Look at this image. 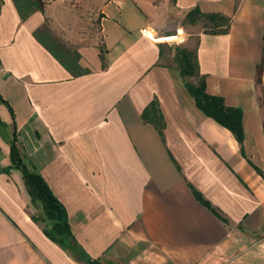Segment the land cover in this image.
Wrapping results in <instances>:
<instances>
[{
  "label": "crops",
  "instance_id": "obj_1",
  "mask_svg": "<svg viewBox=\"0 0 264 264\" xmlns=\"http://www.w3.org/2000/svg\"><path fill=\"white\" fill-rule=\"evenodd\" d=\"M37 1L22 19L0 0V264H85L35 221L21 172H4L15 129L91 259L264 264V0H87L97 24L77 1ZM197 7L228 33L185 23ZM192 38L207 93L242 112V145L179 75L175 48ZM153 101L162 133L143 119Z\"/></svg>",
  "mask_w": 264,
  "mask_h": 264
},
{
  "label": "trees",
  "instance_id": "obj_2",
  "mask_svg": "<svg viewBox=\"0 0 264 264\" xmlns=\"http://www.w3.org/2000/svg\"><path fill=\"white\" fill-rule=\"evenodd\" d=\"M15 2L22 19H26L27 16L35 10H40V5L37 0H15ZM198 22L204 23L207 30H209L207 32L211 34H227L230 27V20L228 18L221 15L203 14L197 7L186 15L185 23L195 24ZM41 34H45L50 38L48 31H44V29L37 31L35 35L41 43H43L40 37ZM57 47H61L60 44H57ZM59 60L61 63L63 62V65L67 66V68H70L61 58H59ZM175 62L178 67L179 75L187 91L194 99L197 108L207 117L230 130L237 141L242 145L244 141L242 112L239 109L226 107L222 98L211 96L207 93L205 77L200 73L197 48L191 50L187 47H176ZM191 78H197V84L192 83L189 80ZM143 119L147 122L154 123L162 133L164 124L156 101H153L144 111ZM0 125H4L1 119ZM10 159L12 165L10 168L5 169L4 172L10 173L11 170L15 169L22 173L24 183L33 204L37 207L39 205L42 212V216H34V219L35 221H42L46 224V235L85 264H102L99 260L91 259L87 256L85 251L81 250L72 234L65 208L54 197L42 176L28 169L25 163V154L21 148L16 129L11 138ZM191 189L195 198L201 204L211 209L219 216L212 208L211 204L203 198L201 193L194 187H191ZM219 218L221 217L219 216Z\"/></svg>",
  "mask_w": 264,
  "mask_h": 264
},
{
  "label": "rangeland",
  "instance_id": "obj_3",
  "mask_svg": "<svg viewBox=\"0 0 264 264\" xmlns=\"http://www.w3.org/2000/svg\"><path fill=\"white\" fill-rule=\"evenodd\" d=\"M55 1V0H54ZM74 2H73V4H75L76 3V1L78 2V5H77V8L76 9H79V10H82V11H79L78 10V13L79 14H81V17H83V19L84 20H92V22L94 23V24H97V21H96V19H97V16H96V13L95 12H93L92 10H90V9H88V10H86L87 9V0H73ZM49 20L50 19H47V21L49 22ZM48 25L50 24V23H47ZM60 29H61V27L58 25L57 26V30L58 31H60ZM90 29H91V27H90V25H89V31H90ZM84 34H86L87 32H83ZM100 46H102V43L100 44ZM182 47H187V48H189V49H191V50H195L196 48H197V38H192L191 40H190V42H189V44H185L184 46H182ZM192 83H194V84H197V82H198V79L197 78H191V79H189ZM25 163H26V165H27V161L25 160ZM27 167H28V165H27ZM28 169L31 171V172H36V171H34V170H31L29 167H28ZM19 171V170H18ZM22 174V173H21ZM35 214L37 215V216H42V212H41V210H40V206L38 205V208H37V210H36V212H35Z\"/></svg>",
  "mask_w": 264,
  "mask_h": 264
},
{
  "label": "water",
  "instance_id": "obj_4",
  "mask_svg": "<svg viewBox=\"0 0 264 264\" xmlns=\"http://www.w3.org/2000/svg\"><path fill=\"white\" fill-rule=\"evenodd\" d=\"M40 3H41V5H42V2H41V1H40ZM179 34H180V32H179V30L177 29V30H176V34H175L174 37H178ZM174 37L164 38V37H161V35H159V34H156V35H155V38H156L157 40H160V39H169V38H174ZM1 172H2V170H1V167H0V173H1Z\"/></svg>",
  "mask_w": 264,
  "mask_h": 264
},
{
  "label": "bare ground",
  "instance_id": "obj_5",
  "mask_svg": "<svg viewBox=\"0 0 264 264\" xmlns=\"http://www.w3.org/2000/svg\"><path fill=\"white\" fill-rule=\"evenodd\" d=\"M156 39V38H155ZM157 40V39H156ZM160 40H163V39H160ZM157 41H159V40H157Z\"/></svg>",
  "mask_w": 264,
  "mask_h": 264
}]
</instances>
